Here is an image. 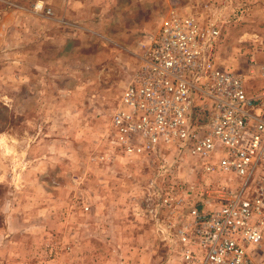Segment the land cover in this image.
Listing matches in <instances>:
<instances>
[{"label":"rangeland","instance_id":"rangeland-1","mask_svg":"<svg viewBox=\"0 0 264 264\" xmlns=\"http://www.w3.org/2000/svg\"><path fill=\"white\" fill-rule=\"evenodd\" d=\"M56 1L50 16L29 0L0 1V264H197L183 260L170 227L187 207L155 206L161 190L149 181L207 188L212 196L193 190L206 210L222 181L185 162L154 175L117 147L111 116L171 11L214 23L218 66L241 73L249 92L263 85L249 58L262 59L264 0H149L133 13L99 6L70 19Z\"/></svg>","mask_w":264,"mask_h":264},{"label":"built area","instance_id":"built-area-1","mask_svg":"<svg viewBox=\"0 0 264 264\" xmlns=\"http://www.w3.org/2000/svg\"><path fill=\"white\" fill-rule=\"evenodd\" d=\"M29 1L35 12L53 14L46 0ZM219 38L211 21L171 11L144 44L111 116L112 135L122 152L145 158L154 175L170 176L185 162L190 173L222 181L218 204L207 210L193 191L212 196L207 188L149 181L161 190L155 206L187 207L170 225L183 260L264 264V84L249 92L241 73L218 66ZM249 61V74L264 80V50L261 61L254 54ZM150 211L157 217V208Z\"/></svg>","mask_w":264,"mask_h":264},{"label":"crops","instance_id":"crops-1","mask_svg":"<svg viewBox=\"0 0 264 264\" xmlns=\"http://www.w3.org/2000/svg\"><path fill=\"white\" fill-rule=\"evenodd\" d=\"M145 1L149 2V0H62L61 14L68 19L84 14L93 15L97 11L95 9L99 6L102 8V10L98 12L99 14H114L116 11L120 13L121 11L123 12V9H126V13L128 14L133 13V10L136 9H144ZM53 3L55 5L58 4L56 0H53ZM48 4H50V2H48Z\"/></svg>","mask_w":264,"mask_h":264}]
</instances>
